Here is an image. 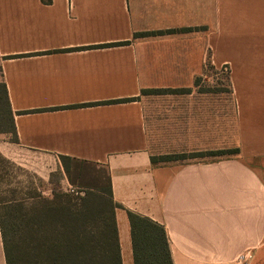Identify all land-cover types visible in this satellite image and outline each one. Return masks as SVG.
<instances>
[{"label": "crops", "instance_id": "crops-1", "mask_svg": "<svg viewBox=\"0 0 264 264\" xmlns=\"http://www.w3.org/2000/svg\"><path fill=\"white\" fill-rule=\"evenodd\" d=\"M172 29L186 30L135 36ZM209 67L228 70L240 154L154 165L231 147L224 102L207 129L193 105L156 111L141 98L193 87ZM0 73L18 139L0 133V153L43 180L60 156L91 163L120 206L123 264L128 212L165 228L173 264H264V0H0ZM173 130L181 144L156 152L158 133ZM200 132L211 140L197 143Z\"/></svg>", "mask_w": 264, "mask_h": 264}, {"label": "trees", "instance_id": "trees-1", "mask_svg": "<svg viewBox=\"0 0 264 264\" xmlns=\"http://www.w3.org/2000/svg\"><path fill=\"white\" fill-rule=\"evenodd\" d=\"M186 29L136 33V37L172 34ZM143 92V91H142ZM0 133L17 142L14 112L6 85L0 83ZM240 154V149L192 153L190 158ZM170 155L157 161L185 159ZM233 158V157H232ZM69 191L52 189L45 196L31 183L24 194L0 197V232L6 264H123L112 188L93 174L92 164L60 156ZM81 164L88 167L84 168ZM14 165L0 153V169ZM133 264H173L165 228L149 218L128 212Z\"/></svg>", "mask_w": 264, "mask_h": 264}, {"label": "rangeland", "instance_id": "rangeland-1", "mask_svg": "<svg viewBox=\"0 0 264 264\" xmlns=\"http://www.w3.org/2000/svg\"><path fill=\"white\" fill-rule=\"evenodd\" d=\"M0 83L2 82L0 73ZM193 94V98L189 96ZM141 98L146 100V105H151L152 108L174 111V110H188L190 112L192 105L198 109V124L204 126L207 129H211L215 115L214 105L224 102L226 107V114L229 119V139L231 147L223 150L216 151H194L190 153H175L169 155H154L156 158L170 155H187L185 159L157 161L156 165H169L174 163H191V162H212L223 158H232L233 155H220V156H207L203 158H190L192 153H209L217 151H227L237 149L236 147V115L234 108V100L232 96V90L228 81L227 69H213L210 68L204 71V75L201 76L196 85L193 87H180V86H152L143 90ZM216 112V111H214ZM170 121L174 124L176 119L172 115ZM199 133L197 143L203 144L211 140V134ZM12 141L13 136L6 135ZM181 144L180 135H177L174 130L168 133H158L157 141L154 148L159 152L165 149H174L176 145ZM158 154V153H156ZM13 163V162H12ZM82 167L87 168L85 164H81ZM31 183L43 193L45 196H51L52 189L55 188L61 191H69L73 187L65 177L61 164L58 168L55 167L48 180H43L38 174L27 167L20 166L18 164L6 166L5 169H0V197L4 199H10L13 196H21L28 190Z\"/></svg>", "mask_w": 264, "mask_h": 264}, {"label": "built area", "instance_id": "built-area-1", "mask_svg": "<svg viewBox=\"0 0 264 264\" xmlns=\"http://www.w3.org/2000/svg\"><path fill=\"white\" fill-rule=\"evenodd\" d=\"M247 262V257L245 255H241L237 257V259L234 261V264H245Z\"/></svg>", "mask_w": 264, "mask_h": 264}]
</instances>
